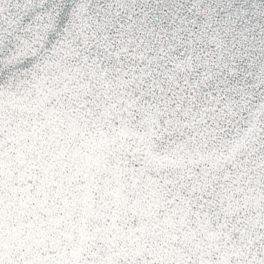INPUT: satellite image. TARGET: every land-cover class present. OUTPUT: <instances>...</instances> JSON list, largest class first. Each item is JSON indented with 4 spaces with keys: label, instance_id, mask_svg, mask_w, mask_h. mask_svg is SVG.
I'll use <instances>...</instances> for the list:
<instances>
[{
    "label": "snow or ice",
    "instance_id": "6c2138e0",
    "mask_svg": "<svg viewBox=\"0 0 264 264\" xmlns=\"http://www.w3.org/2000/svg\"><path fill=\"white\" fill-rule=\"evenodd\" d=\"M0 264H264V0H0Z\"/></svg>",
    "mask_w": 264,
    "mask_h": 264
},
{
    "label": "water",
    "instance_id": "95a60500",
    "mask_svg": "<svg viewBox=\"0 0 264 264\" xmlns=\"http://www.w3.org/2000/svg\"><path fill=\"white\" fill-rule=\"evenodd\" d=\"M50 2H51V0H50Z\"/></svg>",
    "mask_w": 264,
    "mask_h": 264
}]
</instances>
